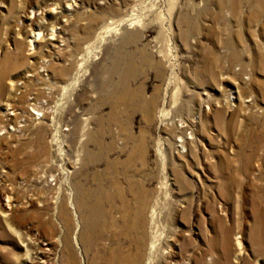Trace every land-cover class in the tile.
<instances>
[{"label": "rangeland", "instance_id": "1", "mask_svg": "<svg viewBox=\"0 0 264 264\" xmlns=\"http://www.w3.org/2000/svg\"><path fill=\"white\" fill-rule=\"evenodd\" d=\"M26 72L49 107L0 140V264L156 234L160 264H264V0H0V109Z\"/></svg>", "mask_w": 264, "mask_h": 264}, {"label": "built area", "instance_id": "2", "mask_svg": "<svg viewBox=\"0 0 264 264\" xmlns=\"http://www.w3.org/2000/svg\"><path fill=\"white\" fill-rule=\"evenodd\" d=\"M36 39L29 40L28 51H33L35 45L39 43ZM53 50L59 51L60 48L53 45ZM48 64H50L49 59L40 60L35 74L39 75L40 78H47L49 76L46 70ZM31 77L33 74L26 72L12 81L11 94L7 100L2 102L3 107L0 109V140L10 142L13 138L20 137L28 127L39 122L49 107L50 95L46 94L48 91L37 87L36 83L27 85ZM52 129L50 135L52 143L61 136V133L65 135L72 130L67 127ZM57 142L59 143V140ZM59 158H63V156H59Z\"/></svg>", "mask_w": 264, "mask_h": 264}, {"label": "bare ground", "instance_id": "3", "mask_svg": "<svg viewBox=\"0 0 264 264\" xmlns=\"http://www.w3.org/2000/svg\"><path fill=\"white\" fill-rule=\"evenodd\" d=\"M37 35H39V34H37ZM65 219L67 221V225L70 228V222H69L68 218H65ZM84 221L87 222L86 218H84ZM135 225L133 227H135ZM152 237L153 238L150 239L151 242H149L147 247H146L145 253H141V251H140V248L143 247V244L136 243L137 248H138L137 253L131 252V253H128L126 255H120L119 254V256H117L116 259H110V258L108 259V256H107L106 262L104 261L103 264H143V262L145 264V261L148 262V263L146 262V264H160L157 262L158 261L157 258L158 257H160V258L164 257V254H162L163 256L160 255V252H161V246H160L161 234H160V236L158 234H156ZM82 240H84V239H82ZM89 241H90V239L88 240V242Z\"/></svg>", "mask_w": 264, "mask_h": 264}]
</instances>
